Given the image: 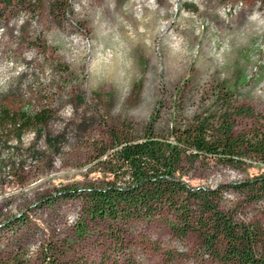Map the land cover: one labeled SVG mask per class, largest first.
Segmentation results:
<instances>
[{"label":"rangeland","instance_id":"rangeland-1","mask_svg":"<svg viewBox=\"0 0 264 264\" xmlns=\"http://www.w3.org/2000/svg\"><path fill=\"white\" fill-rule=\"evenodd\" d=\"M225 87L264 110V0H0V109L49 111L0 134V264H227L201 258L196 236L175 235L168 216L114 224L66 194L113 178L102 162L113 129L183 128ZM255 125L241 118L235 129ZM182 168L194 186L264 175L253 155L203 154ZM227 187L223 206L264 226V202Z\"/></svg>","mask_w":264,"mask_h":264},{"label":"trees","instance_id":"trees-1","mask_svg":"<svg viewBox=\"0 0 264 264\" xmlns=\"http://www.w3.org/2000/svg\"><path fill=\"white\" fill-rule=\"evenodd\" d=\"M61 7L53 2V9ZM233 94L228 87L219 89L213 101L215 109L195 115L183 128L172 125L167 133L156 132L152 123L140 137L113 129L115 145L102 160L113 178L98 186L69 189L66 194L80 197L93 218L123 225L168 216L175 235L182 239L196 236L201 258L227 264H264V226L238 220L235 211L223 206L227 186L236 187L250 200L264 202V175L216 187L194 186L180 176L185 162L203 154L232 163L250 155L264 161V110L233 100ZM0 113V134L49 119L45 109L30 115L4 105ZM248 117L256 125L237 132L239 119ZM110 232L115 243L122 241L117 229ZM50 247L44 248L46 260Z\"/></svg>","mask_w":264,"mask_h":264}]
</instances>
